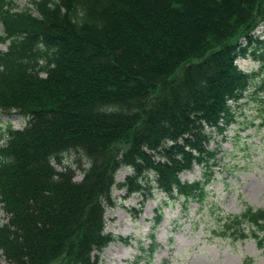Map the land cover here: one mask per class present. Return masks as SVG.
Returning a JSON list of instances; mask_svg holds the SVG:
<instances>
[{
  "label": "trees",
  "instance_id": "16d2710c",
  "mask_svg": "<svg viewBox=\"0 0 264 264\" xmlns=\"http://www.w3.org/2000/svg\"><path fill=\"white\" fill-rule=\"evenodd\" d=\"M31 5L0 0V113L27 119L0 130V264H99L95 253L124 240L106 231L115 186L145 198L156 189L185 208L206 201L213 134L226 139L240 102L264 89V0ZM196 165L202 179L182 180ZM214 233L264 246V208L226 214Z\"/></svg>",
  "mask_w": 264,
  "mask_h": 264
},
{
  "label": "rangeland",
  "instance_id": "374dc122",
  "mask_svg": "<svg viewBox=\"0 0 264 264\" xmlns=\"http://www.w3.org/2000/svg\"><path fill=\"white\" fill-rule=\"evenodd\" d=\"M17 2L20 7L32 6L31 0ZM255 34L264 39V26H259ZM6 47L0 43L1 50ZM259 52L264 54V44ZM237 63L249 72L259 71L262 65L252 58H241ZM262 80L264 70L257 76V84ZM255 91L251 90L236 108V121L224 134L227 138L213 134L209 147L218 149L219 166L207 187L204 203L195 202L185 208L181 201L169 199L156 189L153 197L145 198L140 193L127 196L124 189L114 187L115 205L106 212V231L124 240L118 238L95 253L99 264H134L138 257L139 264H264V246L257 239L233 240L214 233L226 214H240L248 206L264 208V89ZM8 123L23 128L27 119L17 113H0V130ZM75 158L68 156L64 164L76 169V179L80 180L83 173L77 169ZM82 163L88 165L84 159ZM130 174L128 167L121 168L117 182H123ZM202 176L198 165L181 174L182 180L189 181ZM7 221L0 206V224ZM153 238L158 246L150 255Z\"/></svg>",
  "mask_w": 264,
  "mask_h": 264
}]
</instances>
